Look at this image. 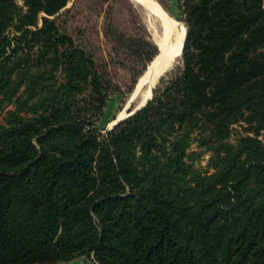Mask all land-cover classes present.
<instances>
[{
  "label": "trees",
  "instance_id": "trees-1",
  "mask_svg": "<svg viewBox=\"0 0 264 264\" xmlns=\"http://www.w3.org/2000/svg\"><path fill=\"white\" fill-rule=\"evenodd\" d=\"M68 1L0 0V264H264V0H177L181 66L106 132L158 47L123 90Z\"/></svg>",
  "mask_w": 264,
  "mask_h": 264
},
{
  "label": "rangeland",
  "instance_id": "rangeland-1",
  "mask_svg": "<svg viewBox=\"0 0 264 264\" xmlns=\"http://www.w3.org/2000/svg\"><path fill=\"white\" fill-rule=\"evenodd\" d=\"M158 2L170 16L184 25L177 0H158ZM57 20L62 29H65L77 43L94 53L97 61L108 64L113 80L123 90L130 84L140 67L139 58L125 47L124 39L128 36L143 35L154 41L152 30L147 25L145 11L133 0H69L60 10ZM179 66H181V56L167 72ZM129 96L130 94L122 104L118 95L113 94L109 97L99 120V127H105L103 132H106L108 124L114 121V119L110 121V118L118 117V114L125 110L122 108ZM136 103L137 101L133 99L131 107ZM5 112L6 109L0 111V123L4 120ZM232 128L231 141L235 142V138L244 132L240 125L236 124ZM191 149H196V145L193 144ZM208 158L209 154L205 153L194 165L203 171L207 168ZM81 257L92 261L91 257Z\"/></svg>",
  "mask_w": 264,
  "mask_h": 264
},
{
  "label": "bare ground",
  "instance_id": "bare-ground-1",
  "mask_svg": "<svg viewBox=\"0 0 264 264\" xmlns=\"http://www.w3.org/2000/svg\"><path fill=\"white\" fill-rule=\"evenodd\" d=\"M142 6L146 13L147 25L152 30L154 36V42L160 49L158 56L164 55L162 61H154L153 64L149 66L147 72L141 75L139 78V85L142 81L148 80L147 85L143 92L134 97L133 99L137 101L140 97H143V101L147 100L151 96L152 87L157 82L159 76L163 73V68L165 66L162 64L164 61H171V64L167 69L172 66L180 57L181 49L184 42L186 28L185 26L170 16L163 6L158 2V0H133ZM145 15V14H144ZM150 64V63H149ZM147 66V67H148ZM147 69V68H146ZM145 74V75H144ZM138 80V79H137ZM140 87V86H139ZM126 115V111L123 110L118 114L117 118H122ZM114 121L108 124V128L113 124Z\"/></svg>",
  "mask_w": 264,
  "mask_h": 264
},
{
  "label": "water",
  "instance_id": "water-1",
  "mask_svg": "<svg viewBox=\"0 0 264 264\" xmlns=\"http://www.w3.org/2000/svg\"><path fill=\"white\" fill-rule=\"evenodd\" d=\"M183 43H184V42H183ZM157 47H158V46H157ZM182 47H183V46H182ZM181 52H182V49H181ZM159 53H160V49H159V47H158V53L153 57V59L151 60L149 66H150L151 64H153L154 61H157L156 59H158V61H162V59L164 58V57H163L164 55H162V56H158ZM163 60H165V59H163ZM158 61H157V62H158ZM168 61H169V60H168ZM168 61H165V62L163 61V62H162V64L165 66V68H163V73L159 76V78H160L163 74H165V73L168 71L167 67L171 64V61H170L169 63H168ZM149 66L146 67L147 69L145 70V73H146L147 70L149 69ZM144 75H145V74H144ZM159 78H158V79H159ZM158 79H157V81H158ZM148 81H149V79H148V80H145V81H142V83H141V85H139V86H140V87H139V86H138V84H139V78H138V80H137V82L135 83V86H134V88H133V91L130 93V96H129L128 100L126 101V103L124 104V106H123V108H122V109H125V110L127 111L126 115H125L124 117H122V118H117V117H116V118L114 119L113 124H112L109 128H107L106 131H109V130L112 129V128H113V127H114L119 121H121V120H123L124 118H126V117L132 115V114L135 113L137 110H139V109H141L143 106H145L146 103H148V101L152 98L153 88L155 87V85L152 87V90H151V96H150L147 100L143 101V97H140V96H139L136 105L133 106V107H131V104H132V102H133V98H134V97H137L138 95H140V94L143 92V90L145 89V87H146ZM156 83H157V82H156ZM156 83H155V84H156Z\"/></svg>",
  "mask_w": 264,
  "mask_h": 264
},
{
  "label": "crops",
  "instance_id": "crops-1",
  "mask_svg": "<svg viewBox=\"0 0 264 264\" xmlns=\"http://www.w3.org/2000/svg\"><path fill=\"white\" fill-rule=\"evenodd\" d=\"M90 259V258H89ZM92 263L90 261H88L87 259H84L83 257H77L69 262H66V263H59V264H96V262L91 259Z\"/></svg>",
  "mask_w": 264,
  "mask_h": 264
},
{
  "label": "built area",
  "instance_id": "built-area-1",
  "mask_svg": "<svg viewBox=\"0 0 264 264\" xmlns=\"http://www.w3.org/2000/svg\"><path fill=\"white\" fill-rule=\"evenodd\" d=\"M96 264H98V263L96 262Z\"/></svg>",
  "mask_w": 264,
  "mask_h": 264
}]
</instances>
